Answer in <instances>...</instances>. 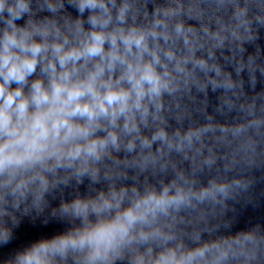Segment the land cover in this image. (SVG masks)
I'll use <instances>...</instances> for the list:
<instances>
[{"label":"clouds","instance_id":"1","mask_svg":"<svg viewBox=\"0 0 264 264\" xmlns=\"http://www.w3.org/2000/svg\"><path fill=\"white\" fill-rule=\"evenodd\" d=\"M0 264H264V0H0Z\"/></svg>","mask_w":264,"mask_h":264}]
</instances>
